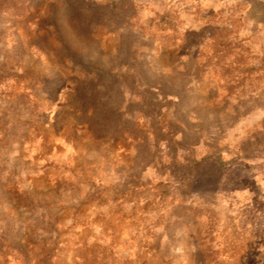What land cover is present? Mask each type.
Listing matches in <instances>:
<instances>
[{"label":"rangeland","instance_id":"1","mask_svg":"<svg viewBox=\"0 0 264 264\" xmlns=\"http://www.w3.org/2000/svg\"><path fill=\"white\" fill-rule=\"evenodd\" d=\"M25 5L0 25V264H264V0Z\"/></svg>","mask_w":264,"mask_h":264},{"label":"trees","instance_id":"2","mask_svg":"<svg viewBox=\"0 0 264 264\" xmlns=\"http://www.w3.org/2000/svg\"><path fill=\"white\" fill-rule=\"evenodd\" d=\"M30 0H0V25L2 24V19H5L6 21H10L14 20L17 17H22L23 13H24V9L26 8L25 3L27 4ZM113 7V4H112ZM111 8V7H110ZM112 9V8H111ZM14 24V22L12 23V25ZM156 24H160V26L162 25L161 28H172V25H170V21L166 18H164L163 16H160L158 18V22ZM12 27V26H11ZM214 42V46L212 47V52L213 55L216 56H222L221 53V46L220 42L217 40H213ZM17 42L12 44V48H17ZM220 51V52H218ZM7 66L4 64V62L1 60L0 61V73H6L7 75L9 74V76L12 75V73H9L7 69H5ZM247 72H251V69H247ZM0 78H4L0 75Z\"/></svg>","mask_w":264,"mask_h":264}]
</instances>
